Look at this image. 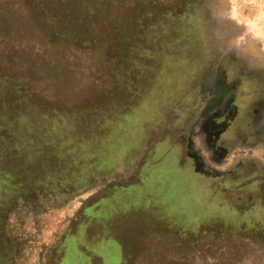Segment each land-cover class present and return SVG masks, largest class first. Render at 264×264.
<instances>
[{
	"label": "rangeland",
	"instance_id": "rangeland-1",
	"mask_svg": "<svg viewBox=\"0 0 264 264\" xmlns=\"http://www.w3.org/2000/svg\"><path fill=\"white\" fill-rule=\"evenodd\" d=\"M242 67L264 87V0H0V264H56L76 231L69 264H106L86 229L123 264L167 233L175 263L264 264V106L222 146L206 125Z\"/></svg>",
	"mask_w": 264,
	"mask_h": 264
},
{
	"label": "flooded vegetation",
	"instance_id": "flooded-vegetation-1",
	"mask_svg": "<svg viewBox=\"0 0 264 264\" xmlns=\"http://www.w3.org/2000/svg\"><path fill=\"white\" fill-rule=\"evenodd\" d=\"M236 62L237 64L241 65V63H239L238 60ZM242 68L243 69L240 68L241 70L239 71L233 70V68H231L230 71L228 72V76L225 75L227 78L226 84L228 85V87H226V89L228 91L227 92L228 95L226 97L219 95V99H218L219 108L216 110V112H219V113L216 117L212 118L209 122L206 123L207 128L213 131L212 134H214L215 128H216V132L213 137L214 139L218 138L219 140L227 132L228 129H230L228 136H232L231 134H234V137H236L237 135L239 136V135L245 134L248 131L251 134L252 127H251L250 121L247 118L249 116L244 114L243 112L245 110L251 109V113L254 114L257 109H260L262 106H264V87H258L256 85L257 83L256 78L258 77H256L254 73H252L251 70L248 69V72H246L245 70L246 68L244 67ZM222 77H223L222 75L217 74L216 79L219 80ZM247 84L249 85L247 86ZM230 108L231 109L233 108L234 110H230L231 112L227 111V109H230ZM236 110H237V114L239 115V117H241L239 122L238 120H236L237 119V115H235ZM223 118L227 120V124L218 123V122H221ZM247 126H250V127L248 128ZM184 140H186V144L189 143L187 138H185ZM182 144H184L183 141H182ZM188 156L190 157V159L194 161V162L192 161V163L194 165L193 168L196 171H201L203 174L211 176L214 179L222 178V176H220L217 173H214L213 171L210 172V171L204 170V168L201 166L202 164L201 159L198 158L197 156L191 155L189 153H188ZM236 196L239 200H242V198L239 197V195H236ZM245 214H249V212H245ZM231 215L232 213L228 214L229 217H231ZM74 220L72 222L73 225L76 221H78V219L75 218ZM78 234L79 233H77L76 231V234L69 233L66 237H64L66 238L65 241L63 242L64 244L63 248H65V250L63 251L64 255L63 254L58 255L59 258L57 257L55 260L56 264H69L70 263V260L68 259L70 257V245L69 244L67 245V241L72 239V236H73L75 247L76 245L79 246L78 242L80 241V238H77L79 237ZM61 245L62 243L56 246L53 250H56L59 248L57 250V252H59ZM111 247H112L111 251L115 252L116 251L115 246L112 245ZM115 254L116 252L109 256V262L111 261L110 264L113 263L115 256H116ZM78 255L83 259L84 253L81 252V255L80 254ZM81 264H83L82 261H81Z\"/></svg>",
	"mask_w": 264,
	"mask_h": 264
},
{
	"label": "crops",
	"instance_id": "crops-1",
	"mask_svg": "<svg viewBox=\"0 0 264 264\" xmlns=\"http://www.w3.org/2000/svg\"><path fill=\"white\" fill-rule=\"evenodd\" d=\"M227 131H230V129H228ZM229 135V134H228ZM226 137H222L221 139H220V141H219V144H220V142L221 141H223L224 139H225ZM222 143V142H221ZM220 146H222L221 144H220ZM177 148V147H176ZM178 149V151L180 150V147H178L177 148ZM218 149V148H217ZM181 150H182V148H181ZM219 151V150H218ZM182 152V151H181ZM183 155V154H182ZM228 157H229V155H228ZM231 157V156H230ZM229 157V158H230ZM228 159V158H227ZM193 166V165H192ZM205 170V169H204ZM207 171H209V170H207ZM194 172H196V173H198V174H201L202 176H204L205 178H207V179H210V180H215L213 177H211V176H208V175H205V174H203L201 171H194ZM216 180H218V179H216ZM211 186L212 185H210V188H211ZM230 188H232V186L230 187ZM222 192V190L220 191V193ZM217 196V195H216ZM224 201L225 202H227L228 204L230 203V201L228 200V199H226V195H224ZM230 213V208H229V210L227 211V214H229ZM137 218L136 217H134L132 220L133 221H131L132 222V224H129V226L130 227H136L135 228V230H138V232H140V229H141V225H140V222H139V220L137 221L136 220ZM199 228H201V227H199ZM199 228H194V230H192V231H196L197 229H199ZM81 232H83V231H81ZM80 232V233H81ZM83 235H84V237H83V244L82 245H84V246H87V243L89 244V245H91L93 248H95L96 246H101L106 252L107 251H111V239H110V234H104V233H102V239H100V243H98V242H95L94 241V238H93V235L86 229L84 232H83ZM79 236V235H78ZM72 238H73V236H72ZM77 238H80V236L79 237H77ZM166 239V240H165ZM97 240H99L98 238H97ZM86 241H87V243H86ZM175 240H174V237H172L171 236V234L170 233H167L166 235H165V238H163V244H164V248L163 249H160L159 251H161V254L159 255L160 257H161V260L163 261V262H165V263H161V262H159L158 260L157 261H155V262H152V263H150V264H179V263H175V262H179V260H183V258L181 257V255H184L183 254V252H184V250H185V248L183 247L182 249H180V251L177 249V247L175 246V245H173ZM85 242V243H84ZM134 246H136V244L134 245ZM111 247V248H110ZM4 247H2V245H0V258L3 260V261H5V258L6 257H8V255H6V252H11V249H9V248H7L6 250H4L3 249ZM179 248V247H178ZM115 252L116 253H118V254H116V256H115V258H118V262L117 261H113V263L114 264H123V259H124V257H123V252L125 251V249L123 248V245H122V242L120 241L119 243H118V245H117V247H115ZM3 251H6V252H4L3 253ZM75 251L76 252H78V254H80L81 255V252H82V250H81V248H80V245L78 246V245H76V247H75ZM95 250L93 249V252H94ZM146 251H148V249L146 250ZM156 252H158V251H156ZM77 255V254H76ZM78 257L80 258V256L78 255ZM123 257V258H122ZM102 258H103V262H105V263H109L110 264V262H109V257H107V256H105V255H102ZM82 262H83V260H81ZM173 262V263H172ZM182 262H184V260L182 261ZM80 264H81V262H80ZM124 264H125V262H124Z\"/></svg>",
	"mask_w": 264,
	"mask_h": 264
},
{
	"label": "trees",
	"instance_id": "trees-1",
	"mask_svg": "<svg viewBox=\"0 0 264 264\" xmlns=\"http://www.w3.org/2000/svg\"><path fill=\"white\" fill-rule=\"evenodd\" d=\"M3 171H5V170H3ZM15 169H9V170H7L1 177H0V182H1V186L0 187H2V186H4V185H6V186H8V184H9V189H10V187H14V186H16V185H13V183H15V181L14 182H9V183H6V180H7V178L8 177H10L11 175H13V174H15ZM19 180V179H18ZM23 182V181H22ZM19 183V182H18ZM21 184V183H20ZM22 185V184H21ZM7 188V187H6ZM7 191H8V189H7Z\"/></svg>",
	"mask_w": 264,
	"mask_h": 264
}]
</instances>
